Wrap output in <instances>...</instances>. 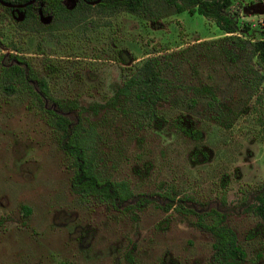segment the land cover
Masks as SVG:
<instances>
[{
	"label": "rangeland",
	"instance_id": "374dc122",
	"mask_svg": "<svg viewBox=\"0 0 264 264\" xmlns=\"http://www.w3.org/2000/svg\"><path fill=\"white\" fill-rule=\"evenodd\" d=\"M231 1L230 11L243 5L240 20L264 30V0ZM257 3L263 7L254 12ZM10 17L0 4V54L14 44L44 76L52 96L86 103L104 102L124 71L112 55L124 52L135 57L132 63L168 52L183 56L219 36L210 19L184 11L149 20L92 9L88 18L95 25L79 32L24 30ZM195 58L190 54L177 67L184 82L203 80L220 89L227 84L237 94L234 67L200 61L191 68ZM256 94L259 99H248L228 127L202 117L200 103L189 112L173 96L158 101L156 114L140 127L99 109L105 120L99 125L98 169L128 183L133 197L124 208L74 190L56 133L26 89H0V264H216L212 237L196 222L197 213L209 208L219 209L245 250L236 264H264V220L249 209L256 188L264 191V81ZM163 191L181 204L179 210L163 209ZM208 221L203 215L201 222Z\"/></svg>",
	"mask_w": 264,
	"mask_h": 264
},
{
	"label": "trees",
	"instance_id": "16d2710c",
	"mask_svg": "<svg viewBox=\"0 0 264 264\" xmlns=\"http://www.w3.org/2000/svg\"><path fill=\"white\" fill-rule=\"evenodd\" d=\"M0 1L15 4L27 0ZM86 1L93 0H77L72 8H67L61 0H34L20 9L24 16L21 21L16 22L17 27L24 30H37L38 27L44 30L79 32L84 31L87 24L95 25L96 22L88 18L92 9L97 15L123 11L145 16L149 20L184 11L210 19L219 33L218 37L199 42L201 49L197 46L190 48V52L183 56L168 52L150 55L140 62L121 66L120 69L124 71H121L119 81L109 85L110 94L106 95L102 103H86L52 96L46 79L37 72L29 58L18 54L21 50L14 44L5 45L13 52L5 51L0 54V89L12 93L24 88L37 103L45 123L56 133V144L71 167V187L82 197L91 196L99 202L107 201L116 206L117 203H127L133 197V192L125 180H111L100 174L98 163L101 156L98 151L101 150L99 143L102 140V128L99 125H102L104 116H97L99 109L110 115L122 114L128 125L140 127L156 114L155 105L158 101L163 102L168 100V96H173L175 105L180 101L179 106L189 112H197L195 109L200 103L198 113L202 117L228 127L233 119L242 115L248 99L252 96L254 101L259 99L256 91L264 81V30H254L249 22L240 20L238 11L243 13L241 3L237 5L238 11H230L231 0H97L94 4ZM2 7L7 10L5 6ZM36 8L42 12L51 11L53 16L41 12L43 16L48 14L51 18L47 24H43L39 16L37 18ZM157 51L153 50L151 53ZM186 54L196 57L189 62L191 68L200 61H206L207 64L218 62L223 69L227 66L234 67L232 78L238 83L237 94L233 96L232 91L228 92L227 84L224 89H220L213 82L203 80L196 83L184 82L177 67L188 56ZM129 57L123 52L116 59L123 63H130L135 59ZM168 68L171 75L175 76L174 80L166 76ZM29 80L34 82L33 87L29 85ZM177 88L182 94L179 99L175 96ZM45 100H49L48 103ZM88 111L96 118L87 114ZM254 199L255 203L249 209L264 219V191L261 188H256ZM172 200V197H168L162 204L163 209H167ZM127 207H130L129 204L124 205V208ZM22 208L26 214L28 208ZM174 208L179 210L180 204L176 203ZM208 211L212 213L209 214L211 220L204 224V228L213 236L212 247L217 262L224 264L227 258L242 259L245 252L236 242L233 232L222 224L221 213L214 208Z\"/></svg>",
	"mask_w": 264,
	"mask_h": 264
},
{
	"label": "flooded vegetation",
	"instance_id": "af4514ba",
	"mask_svg": "<svg viewBox=\"0 0 264 264\" xmlns=\"http://www.w3.org/2000/svg\"><path fill=\"white\" fill-rule=\"evenodd\" d=\"M28 1V0H27ZM34 1V0H33ZM33 1H31L30 3H32ZM62 1V3L63 4H65V6L67 7V5L68 4H70L71 3V0H61ZM76 1L77 0H74V3H73V5L72 6H70V7H67V8H72L73 6H74V4L76 3ZM25 2L26 1H24V2H21V3H15V4H10V3H7V4H9V5H5V4H3V3H1V1H0V4L2 5V6H5L6 8H7V10H5L6 12H8V14L11 16L10 18H12L13 20H15V21H21V19L23 18V11L22 10H20L22 7H24L25 5H27V4H30V3H26L25 4ZM87 3H89L88 1H86ZM5 3V2H4ZM95 3V2H94ZM94 3H92V4H94ZM23 4V5H22ZM91 4V3H90ZM41 12H42V10H40L39 8L37 9H35V13H36V15H37V18H38V16H39V18H41V17H43V15L41 14ZM42 13H48V14H51V16H53V14L51 13V11L50 10H45V12H42ZM48 14H47V16H48ZM18 15H20L21 17L20 18H17V16ZM51 20V18H49V21ZM39 21V20H38ZM40 21H41V19H40ZM39 21V22H40ZM42 22V21H41ZM43 23V22H42ZM43 24H47V23H43ZM6 51H9V52H13L12 51V49H10V48H7V50ZM5 52V51H4ZM18 54H20V55H22V56H24L23 54H22V52L20 51V52H18ZM113 56V55H112ZM116 57H118V56H113V58H111L113 61H115L118 65H119V70L121 71V69H120V67L121 66H123V65H121V64H124L123 62H120V61H118V59H114V58H116ZM92 58H94V56H92ZM98 58H100V57H98ZM105 57H103L102 59H104ZM107 58V57H106ZM109 58V57H108ZM133 61V60H132ZM130 63H132L131 61H130ZM125 64H128L129 65V62L128 63H125ZM127 65V66H128ZM120 74H121V72H120ZM117 81H119V80H117ZM114 82H116V81H114ZM28 83H29V85L30 86H32L33 87V84H34V82L33 81H28ZM30 97V96H29ZM30 99H31V101L34 103V104H37L36 102H34L33 101V99L30 97ZM46 101V103H48V101L49 100H45ZM161 195H163L164 197H168L167 195H166V191H163L162 192V194ZM173 198V197H172ZM174 199V198H173ZM168 200V199H167ZM175 200H172V203H171V205L167 208V209H169V208H171V207H175L176 206V203L174 202ZM137 202V201H136ZM136 202H134V203H136ZM104 203H109V202H107V201H105ZM121 203H124V205H126V204H129V206L131 207V202H130V200H128L127 201V203H125V202H121ZM164 203V202H163ZM110 205H112L111 203H109ZM118 204H120V203H117L116 204V206H113V207H117V205ZM124 205H123V207H124ZM180 207H181V204H180ZM167 209H164V210H167ZM175 209V208H174ZM209 209H211V208H209ZM208 209V210H209ZM217 212L219 211V209H217V208H214ZM177 210V209H176ZM192 210V209H191ZM206 211V212H204V213H197V220H196V222L198 223V225L199 226H201V227H203V229L204 230H207V229H205L204 227V224L205 223H208V222H210V220H211V218H210V215L209 214H212V213H209V211ZM187 211V210H186ZM220 212V211H219ZM203 215H206V216H208L209 217V221L208 222H205V223H202L201 221H202V216ZM222 218H223V216H222ZM262 220H264V219H262ZM222 221H223V219H222ZM223 224V223H222ZM227 227V226H226ZM229 228V227H228ZM230 229V228H229ZM231 230V229H230ZM208 231V230H207ZM232 231V230H231ZM233 232V231H232ZM208 233L211 235V233L208 231ZM233 234H234V232H233ZM234 236H235V234H234ZM211 237H212V241H211V248H212V256H213V260H214V262L216 263V264H219L218 262H217V260L215 259V253H214V249H213V247H212V242H213V236L211 235ZM235 239H236V236H235ZM236 242L240 245V243L237 241V239H236ZM240 247L243 249V247L240 245ZM243 251L245 252V250L243 249ZM244 258V257H243ZM242 258V259H243ZM242 259H235V258H227V262L226 263H224V264H232V263H235L236 264V261L237 260H242Z\"/></svg>",
	"mask_w": 264,
	"mask_h": 264
},
{
	"label": "water",
	"instance_id": "95a60500",
	"mask_svg": "<svg viewBox=\"0 0 264 264\" xmlns=\"http://www.w3.org/2000/svg\"><path fill=\"white\" fill-rule=\"evenodd\" d=\"M31 1H33V0H28V1L25 2V4H26V3H30ZM96 1H97V0L89 1V3L92 4V3L96 2ZM1 3L5 4V5H9V4L4 3V2H1ZM73 3H74V0H71V3L68 4L67 7L72 6ZM257 4H258V6H259L258 8H260V9H254V10H253L254 12H255V11H258V10H261V7H263V4H259V3H257ZM22 5H23V4H22ZM251 5H256V3H255V4H251ZM20 17H21L20 15L17 16V18H20ZM40 19H41V21H42L43 23H45V22L49 21V16H43V17H41Z\"/></svg>",
	"mask_w": 264,
	"mask_h": 264
}]
</instances>
